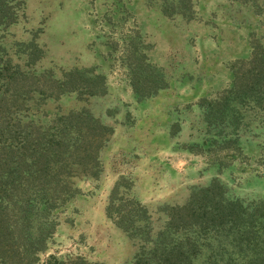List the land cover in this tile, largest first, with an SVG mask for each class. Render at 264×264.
<instances>
[{
  "label": "trees",
  "instance_id": "1",
  "mask_svg": "<svg viewBox=\"0 0 264 264\" xmlns=\"http://www.w3.org/2000/svg\"><path fill=\"white\" fill-rule=\"evenodd\" d=\"M144 1L166 18H196L195 0ZM227 3L239 22L254 17L256 28L264 26V0ZM25 10L26 0H0V264H109L79 252L54 254L56 229L72 224L71 214L78 211L73 202L83 196L99 198L101 216L133 247L123 264H264V200L227 196L216 175L235 165L264 167V160H234L244 157L241 140L264 143L262 32L255 27L246 32L248 53L228 63L229 85L192 103L202 136L182 145L204 155L215 176L191 186L181 202L162 203L151 212L141 197L129 193L132 180L123 172L107 189L100 187V152L113 133L110 125L84 105L46 111L47 103L62 95L103 96L106 81L91 67L43 66L40 23L23 29ZM140 39L132 30L120 48L137 99L152 97L167 84Z\"/></svg>",
  "mask_w": 264,
  "mask_h": 264
},
{
  "label": "rangeland",
  "instance_id": "2",
  "mask_svg": "<svg viewBox=\"0 0 264 264\" xmlns=\"http://www.w3.org/2000/svg\"><path fill=\"white\" fill-rule=\"evenodd\" d=\"M227 4V0H195L196 18L184 21L161 16L144 0H26L22 27L36 28L40 23L37 40L46 50L43 66L91 67L105 77L103 96L81 100L62 95L46 105L48 112L84 105L113 128L100 152L102 189L123 172L132 180L129 193L142 198L153 212L162 203L181 202L191 186L205 185L215 176L204 155L182 145L202 136L199 111L192 103L229 85L228 63L248 53L246 32L255 27L264 35V26L256 28L254 17L239 22ZM132 30L166 79L165 88L149 98L134 96L120 62V48ZM173 124L178 126L174 133ZM240 147L244 157L234 160H264L261 140L243 139ZM216 175L227 196L264 200V176H259L264 167L235 165ZM73 204L78 211L71 214L72 224L61 223L52 237L54 254L79 252L109 264L129 260L133 247L101 216L99 198L83 196Z\"/></svg>",
  "mask_w": 264,
  "mask_h": 264
}]
</instances>
